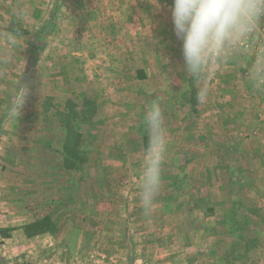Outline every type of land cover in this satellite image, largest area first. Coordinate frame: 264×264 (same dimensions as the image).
I'll list each match as a JSON object with an SVG mask.
<instances>
[{
	"label": "rangeland",
	"instance_id": "374dc122",
	"mask_svg": "<svg viewBox=\"0 0 264 264\" xmlns=\"http://www.w3.org/2000/svg\"><path fill=\"white\" fill-rule=\"evenodd\" d=\"M165 2L0 0V264H264V176L233 180L264 172V91L242 55L209 70L198 103ZM19 79L29 91L11 119ZM156 99L167 151L145 217L137 191ZM66 145L83 161L73 169ZM45 216L56 234L16 230Z\"/></svg>",
	"mask_w": 264,
	"mask_h": 264
},
{
	"label": "clouds",
	"instance_id": "9594fccd",
	"mask_svg": "<svg viewBox=\"0 0 264 264\" xmlns=\"http://www.w3.org/2000/svg\"><path fill=\"white\" fill-rule=\"evenodd\" d=\"M171 19L182 44L184 74L198 84V103L208 101L209 70L242 55L248 56L249 85L253 91H264V0H173ZM9 42L14 46L15 37H9ZM20 79L8 104L7 115L11 119L20 115L29 91ZM144 120L148 144L137 197L143 215L148 217L162 188V165L167 151L168 133L158 99L149 104Z\"/></svg>",
	"mask_w": 264,
	"mask_h": 264
},
{
	"label": "trees",
	"instance_id": "16d2710c",
	"mask_svg": "<svg viewBox=\"0 0 264 264\" xmlns=\"http://www.w3.org/2000/svg\"><path fill=\"white\" fill-rule=\"evenodd\" d=\"M9 31L14 33H26L24 29L14 27L13 25L10 26ZM142 79H144V76H142ZM68 132L71 133V128H68ZM69 148V145H66L67 151L70 150ZM71 152L72 158L71 160H67V167L69 169H73L75 167L76 161L79 162L78 164L83 163V161L80 160L81 157L78 156L74 148ZM18 229H21L27 238H34L45 234H56L59 230L58 225L50 216H45L41 219H37L29 224L22 226L21 228H16V230Z\"/></svg>",
	"mask_w": 264,
	"mask_h": 264
},
{
	"label": "crops",
	"instance_id": "0c3cea01",
	"mask_svg": "<svg viewBox=\"0 0 264 264\" xmlns=\"http://www.w3.org/2000/svg\"><path fill=\"white\" fill-rule=\"evenodd\" d=\"M165 1H167V3H173V1H168V0H162V2H165ZM166 3V2H165ZM142 73V72H141ZM145 77V76H144ZM224 114H226V111L224 110ZM227 115V114H226ZM259 143H261V144H258V151L260 152V150H262V149H264V142H259ZM236 149H237V147H236ZM238 152H239V150H238ZM236 153L237 154V156H239V154H241V153ZM241 152V151H240ZM260 155H262V153L260 152L259 153ZM262 159V158H261ZM253 162V161H252ZM261 166H264V164L263 165H261ZM259 168V167H258ZM264 168V167H263ZM236 170V169H235ZM241 170V169H240ZM264 170V169H263ZM237 171H239V169L238 170H236V172H235V176H234V178H233V180H236V181H239V180H251V181H256V182H260L261 180H262V178H258V177H260L259 175H263L264 176V172H262L261 174H258V176H253V173L254 174H257L258 172H257V169L255 170V169H253V167H251V170H250V173L248 172V170L247 171H241V172H237ZM239 173H240V175H239ZM239 175V176H238ZM241 178V179H240ZM238 185H240V184H238ZM237 187V190H235V194H239V191H242L240 188H239V186H236ZM253 190V189H252ZM255 192L257 193V194H259V195H261L262 197H264V188H261V189H255ZM253 195H255V194H253ZM252 195V196H253ZM246 211V210H245ZM249 214V215H247V214ZM241 216H242V214H241ZM241 216H240V224H239V227L237 228L238 230H240V231H249V227H248V224L247 223H244L243 224V221L241 220ZM254 216V214L252 213V211H251V213L250 212H248V211H246L245 212V214L242 216V219H243V217H245V219H250L251 220V225H250V227L251 228H253L254 227V224L252 223V218H254L253 217ZM263 221H264V219H263ZM259 222V221H258ZM29 223H31V222H29ZM28 223V224H29ZM259 229H264V224L259 228ZM21 230V229H20ZM238 236H239V233H238ZM38 237V236H37ZM35 238V237H34ZM237 244H239V240H236V245ZM221 251L222 250H220L219 252V254L221 255ZM235 253H237L238 255H241V257H242V254H243V250H238V252H237V250H235ZM214 254H216V253H214ZM217 255V254H216ZM222 256V255H221ZM247 256H249V254L247 255Z\"/></svg>",
	"mask_w": 264,
	"mask_h": 264
}]
</instances>
